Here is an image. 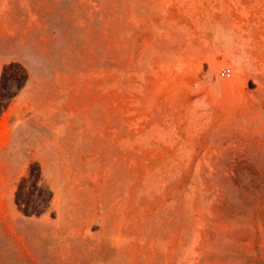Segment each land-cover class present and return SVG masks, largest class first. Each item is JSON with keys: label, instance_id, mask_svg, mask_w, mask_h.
I'll return each instance as SVG.
<instances>
[{"label": "rangeland", "instance_id": "rangeland-1", "mask_svg": "<svg viewBox=\"0 0 264 264\" xmlns=\"http://www.w3.org/2000/svg\"><path fill=\"white\" fill-rule=\"evenodd\" d=\"M0 264H264V0H0Z\"/></svg>", "mask_w": 264, "mask_h": 264}, {"label": "bare ground", "instance_id": "bare-ground-1", "mask_svg": "<svg viewBox=\"0 0 264 264\" xmlns=\"http://www.w3.org/2000/svg\"><path fill=\"white\" fill-rule=\"evenodd\" d=\"M38 153H40V152H38ZM40 154H41V153H40ZM58 185H59V184H58ZM58 185H57V186H58Z\"/></svg>", "mask_w": 264, "mask_h": 264}]
</instances>
